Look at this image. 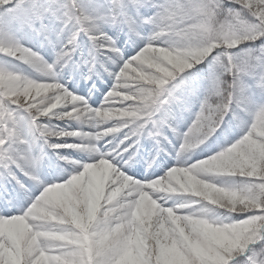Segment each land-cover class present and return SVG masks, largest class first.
<instances>
[{
    "label": "snow or ice",
    "instance_id": "obj_1",
    "mask_svg": "<svg viewBox=\"0 0 264 264\" xmlns=\"http://www.w3.org/2000/svg\"><path fill=\"white\" fill-rule=\"evenodd\" d=\"M0 264H264V0H0Z\"/></svg>",
    "mask_w": 264,
    "mask_h": 264
}]
</instances>
